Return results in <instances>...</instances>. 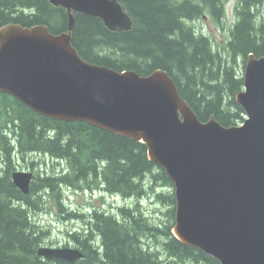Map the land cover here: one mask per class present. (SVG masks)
Instances as JSON below:
<instances>
[{
	"label": "trees",
	"instance_id": "1",
	"mask_svg": "<svg viewBox=\"0 0 264 264\" xmlns=\"http://www.w3.org/2000/svg\"><path fill=\"white\" fill-rule=\"evenodd\" d=\"M118 1L132 17L129 30L111 31L95 16L75 14L72 44L85 60L141 75L164 69L201 121L212 115L224 126L243 121L244 111L234 98L243 86L235 62L249 53L264 55V22L257 23V7L264 0H237V18L224 48L231 62L224 61L210 37L191 24L206 12L220 21L226 0ZM7 23L46 24L59 33L66 29L67 13L48 0H0V27ZM0 154L5 163L0 176V264H220L172 234L174 193L155 186L173 183L161 166L149 161L144 143L84 121L47 117L0 91ZM32 154L54 162L40 166ZM16 162L34 172L27 194L12 181ZM64 188L125 198L151 192L168 206V220L151 222L137 203L119 206L116 213L95 207L88 213L68 210L62 200ZM47 196L60 218L84 222L81 229L67 233L83 252L73 262L37 255L48 229L32 213L48 207ZM153 239L155 246L149 242Z\"/></svg>",
	"mask_w": 264,
	"mask_h": 264
},
{
	"label": "water",
	"instance_id": "2",
	"mask_svg": "<svg viewBox=\"0 0 264 264\" xmlns=\"http://www.w3.org/2000/svg\"><path fill=\"white\" fill-rule=\"evenodd\" d=\"M66 10V29L46 24L0 27V91L33 111L64 121H84L142 142L149 161L174 187L172 234L220 264H264V55H247L236 103L240 124L213 115L201 121L161 68L141 75L85 60L72 44L75 14L95 16L111 31L131 29L118 0H48ZM32 171L12 181L29 193ZM44 259L73 262L74 246L37 248Z\"/></svg>",
	"mask_w": 264,
	"mask_h": 264
},
{
	"label": "rangeland",
	"instance_id": "3",
	"mask_svg": "<svg viewBox=\"0 0 264 264\" xmlns=\"http://www.w3.org/2000/svg\"><path fill=\"white\" fill-rule=\"evenodd\" d=\"M236 6L237 0H226L223 6V16L220 21L213 19L207 12L204 16H200L191 21V24L200 32L208 35L213 44V49L218 50L222 54V59L231 62V57L224 50L226 43L229 39V31L235 22L236 16ZM257 23L264 22V3L257 7ZM238 56L235 62L236 74L238 77L244 75V68L246 60ZM243 88V86H242ZM241 88V89H242ZM229 96V95H228ZM241 123V122H240ZM239 123V124H240ZM31 159L38 162V165L45 166L46 164H52L54 161L48 156L43 154H32ZM43 161L46 163L44 164ZM17 170H29L27 169L25 163L21 165V162H16ZM31 170V169H30ZM155 189L157 191H173L174 187L162 186L160 182L156 184ZM48 207L41 212L32 213V218L37 221L42 227L48 229V236L42 245L45 246H74V243L68 236V231H73L75 229H81L84 226V222L81 218L75 219H62L57 215V207L52 199L47 196ZM63 205H65L68 210H73L77 212L88 213V208H100L107 212L116 213L119 206H134L136 203L139 207L146 213L151 222L155 224H163L167 222V205L156 201L153 194L148 192L139 198H125L120 195H111L109 193H100L98 190H73L69 188H64V194L62 195ZM173 226L175 224V215ZM172 226V227H173ZM154 246L155 240L149 241ZM158 249H161L160 245ZM164 258V256H163Z\"/></svg>",
	"mask_w": 264,
	"mask_h": 264
},
{
	"label": "flooded vegetation",
	"instance_id": "4",
	"mask_svg": "<svg viewBox=\"0 0 264 264\" xmlns=\"http://www.w3.org/2000/svg\"><path fill=\"white\" fill-rule=\"evenodd\" d=\"M4 161H3V158H2V156H1V154H0V176H1V174L3 173V171L5 170L4 169ZM17 169V168H16ZM27 169H30L29 167H27ZM32 170V169H31Z\"/></svg>",
	"mask_w": 264,
	"mask_h": 264
}]
</instances>
